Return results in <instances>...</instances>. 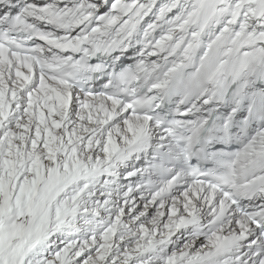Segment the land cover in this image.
I'll return each instance as SVG.
<instances>
[{
  "label": "snow or ice",
  "instance_id": "6c2138e0",
  "mask_svg": "<svg viewBox=\"0 0 264 264\" xmlns=\"http://www.w3.org/2000/svg\"><path fill=\"white\" fill-rule=\"evenodd\" d=\"M0 264H264V0H0Z\"/></svg>",
  "mask_w": 264,
  "mask_h": 264
}]
</instances>
